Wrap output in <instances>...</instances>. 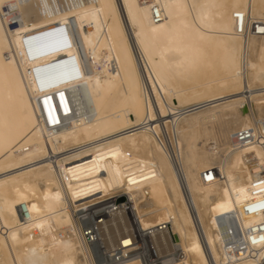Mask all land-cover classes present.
I'll use <instances>...</instances> for the list:
<instances>
[{
	"label": "bare ground",
	"instance_id": "bare-ground-1",
	"mask_svg": "<svg viewBox=\"0 0 264 264\" xmlns=\"http://www.w3.org/2000/svg\"><path fill=\"white\" fill-rule=\"evenodd\" d=\"M261 29L264 0H3L0 264H264ZM122 213L172 256L98 259Z\"/></svg>",
	"mask_w": 264,
	"mask_h": 264
},
{
	"label": "built area",
	"instance_id": "built-area-1",
	"mask_svg": "<svg viewBox=\"0 0 264 264\" xmlns=\"http://www.w3.org/2000/svg\"><path fill=\"white\" fill-rule=\"evenodd\" d=\"M155 18L160 19L157 12H154ZM240 140L248 141L251 137L250 129L242 130L238 133ZM107 212L96 213L90 215L89 218H85V226H91L97 217L107 215ZM132 221V219H131ZM134 221V220H133ZM132 221V222H133ZM135 223V222H134ZM235 227L236 224L233 223ZM131 227L128 217L125 213L116 215L108 226L101 229L102 239L99 241L96 255L98 259L107 261L110 259V252L115 249L116 244L120 237L131 233L135 235L137 242L139 243L140 250L139 254L142 256L145 262L150 263L152 261L162 262V258L171 257L174 253V249L171 245L170 237L166 234L159 236L141 235L138 232V227ZM234 229L236 230V228Z\"/></svg>",
	"mask_w": 264,
	"mask_h": 264
},
{
	"label": "snow or ice",
	"instance_id": "snow-or-ice-1",
	"mask_svg": "<svg viewBox=\"0 0 264 264\" xmlns=\"http://www.w3.org/2000/svg\"><path fill=\"white\" fill-rule=\"evenodd\" d=\"M3 0H0V3H2ZM16 5L12 4V5H9V7H15ZM261 31H264V29H261ZM45 35H48L47 33ZM74 72H76V74L78 75L79 74V68H75L74 69ZM52 96H49L47 94H45L44 98H43V105L45 107V109L47 110L48 112V118L49 120L52 122V123H56L57 122V118L55 115H53L54 111H55V108L52 104ZM59 101H60V106L63 108V110L65 112H68L69 111V107H68V103L66 101V98H65V94L63 91H60L59 92ZM211 177H209L210 179ZM261 240H264V237H261ZM255 243V241H253ZM125 244L128 243V241H124Z\"/></svg>",
	"mask_w": 264,
	"mask_h": 264
},
{
	"label": "rangeland",
	"instance_id": "rangeland-1",
	"mask_svg": "<svg viewBox=\"0 0 264 264\" xmlns=\"http://www.w3.org/2000/svg\"><path fill=\"white\" fill-rule=\"evenodd\" d=\"M5 11H8V7H3ZM17 23V24H16ZM18 26V21H15L13 20L11 23H10V29H14Z\"/></svg>",
	"mask_w": 264,
	"mask_h": 264
}]
</instances>
